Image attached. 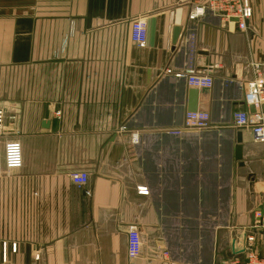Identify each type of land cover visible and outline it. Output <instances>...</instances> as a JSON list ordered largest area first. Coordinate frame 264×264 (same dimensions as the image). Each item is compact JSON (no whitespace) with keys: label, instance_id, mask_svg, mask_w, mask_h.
<instances>
[{"label":"crops","instance_id":"1","mask_svg":"<svg viewBox=\"0 0 264 264\" xmlns=\"http://www.w3.org/2000/svg\"><path fill=\"white\" fill-rule=\"evenodd\" d=\"M248 1L239 29L191 17L199 0H0V143L22 148L0 172V264H243L248 235L264 256V141L232 122L252 64L264 75V0ZM136 17L143 45L129 37ZM189 68L212 85L175 76ZM192 90L212 127L168 132Z\"/></svg>","mask_w":264,"mask_h":264},{"label":"built area","instance_id":"2","mask_svg":"<svg viewBox=\"0 0 264 264\" xmlns=\"http://www.w3.org/2000/svg\"><path fill=\"white\" fill-rule=\"evenodd\" d=\"M206 12L223 17L227 21L235 20L239 29L246 28V21L252 15V8L248 0H199V4L194 7L191 17L203 16ZM129 37L136 45H143L146 41V22L141 17H136L130 22ZM254 78L245 82L244 103L245 110L233 113L232 122L236 128L248 127L254 137L264 141V75H262L258 64L253 63ZM176 77H184L189 86L202 88L212 85V77L208 73L199 74L194 69H185L175 73ZM249 106L254 107V111L248 110ZM59 115V112H56ZM2 111L0 110V134L2 133ZM210 116L206 111H187L184 115L183 123L177 127L169 129L168 132L178 134L185 130L200 131L211 128ZM125 130L126 126H121ZM139 142L137 132H132L128 141V147ZM22 165V148L17 141H7L0 143V172L2 168L14 169ZM69 177L72 183L78 187L87 182V174L84 172H71ZM138 191L145 192V187H138ZM255 227H264V213L257 214ZM254 235L246 237V256L243 264H264V256H260L253 248ZM15 247H12L14 250ZM141 239L138 231L133 227L127 230V254L130 259L140 255ZM175 264V263H172Z\"/></svg>","mask_w":264,"mask_h":264},{"label":"water","instance_id":"3","mask_svg":"<svg viewBox=\"0 0 264 264\" xmlns=\"http://www.w3.org/2000/svg\"><path fill=\"white\" fill-rule=\"evenodd\" d=\"M179 32H180L179 27H175L173 29V33H172V44L173 45H175L177 40H178ZM190 99L191 100H190V105H189V109L188 110L191 111V112H194L197 109L196 101H195V99H196V91L195 90H192L190 92ZM248 110L250 112H253L254 111V107L253 106H249ZM240 142H241V137H240V134H238L237 135V146H236V152H235V157H236V159L238 161H240L241 158H242V147H241ZM262 213H264V212H262Z\"/></svg>","mask_w":264,"mask_h":264}]
</instances>
